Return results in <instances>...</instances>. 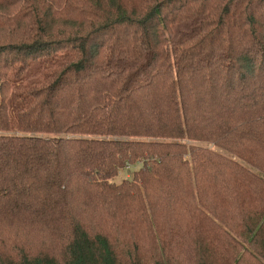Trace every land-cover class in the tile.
I'll return each mask as SVG.
<instances>
[{"label":"trees","instance_id":"16d2710c","mask_svg":"<svg viewBox=\"0 0 264 264\" xmlns=\"http://www.w3.org/2000/svg\"><path fill=\"white\" fill-rule=\"evenodd\" d=\"M0 264H264V0H0Z\"/></svg>","mask_w":264,"mask_h":264},{"label":"rangeland","instance_id":"374dc122","mask_svg":"<svg viewBox=\"0 0 264 264\" xmlns=\"http://www.w3.org/2000/svg\"><path fill=\"white\" fill-rule=\"evenodd\" d=\"M203 145V144H202ZM207 145V147H208V143L206 144ZM213 150H215V151H220L221 153H224V154H227L224 150H222V149H216V148H213ZM241 165H243L244 167H246V168H248L249 170H251V171H254V172H259L258 171V169L257 168H254L253 166H251V165H249V164H247V163H245V162H243V161H241L240 160V162H239ZM136 166V165H135ZM134 166V167H135ZM259 173H261V172H259ZM128 177L129 176V173H127V172H121V173H119L117 176H116V178H115V180L116 181H118L121 177Z\"/></svg>","mask_w":264,"mask_h":264}]
</instances>
